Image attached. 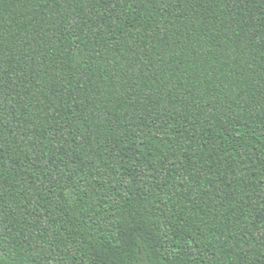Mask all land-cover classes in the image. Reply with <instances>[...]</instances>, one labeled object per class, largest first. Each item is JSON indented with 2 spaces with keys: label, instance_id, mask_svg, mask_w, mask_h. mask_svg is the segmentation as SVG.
Segmentation results:
<instances>
[{
  "label": "trees",
  "instance_id": "trees-1",
  "mask_svg": "<svg viewBox=\"0 0 264 264\" xmlns=\"http://www.w3.org/2000/svg\"><path fill=\"white\" fill-rule=\"evenodd\" d=\"M0 264H264V0H0Z\"/></svg>",
  "mask_w": 264,
  "mask_h": 264
}]
</instances>
